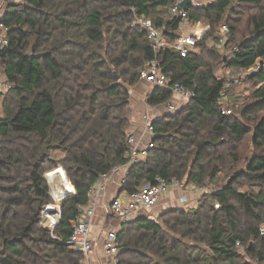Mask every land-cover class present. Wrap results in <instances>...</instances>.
Segmentation results:
<instances>
[{
    "label": "trees",
    "instance_id": "obj_1",
    "mask_svg": "<svg viewBox=\"0 0 264 264\" xmlns=\"http://www.w3.org/2000/svg\"><path fill=\"white\" fill-rule=\"evenodd\" d=\"M238 1L244 7L238 12L230 0L189 8L188 19L209 31L187 58L170 50L158 56L168 86L179 83L195 96L154 122L155 148L130 168L120 192L131 195L156 178L204 186L220 173L224 153L237 165L247 138L253 154L220 191L202 194L197 208L172 209L158 221L149 212L121 225L117 264H264V76L242 81L249 95L237 106L232 80L215 75L220 63L239 71L264 59L263 0ZM172 3L27 0L7 8L2 21L9 45L0 59L13 88L3 96L0 117V264L80 263L66 244L77 205L89 203L87 191L101 174L126 163L129 89L153 58L145 32L130 23L139 16L154 26L168 24ZM245 18L250 31L237 40ZM222 25L227 48L237 46L232 60L215 47ZM167 27L174 37L178 24ZM221 91L229 96L230 116L220 113ZM170 98L169 90L154 89L145 102L155 106ZM59 168L75 193L65 199L51 234L41 227L51 205L45 174ZM65 175L55 170L46 179L64 192L70 188Z\"/></svg>",
    "mask_w": 264,
    "mask_h": 264
},
{
    "label": "built area",
    "instance_id": "obj_2",
    "mask_svg": "<svg viewBox=\"0 0 264 264\" xmlns=\"http://www.w3.org/2000/svg\"><path fill=\"white\" fill-rule=\"evenodd\" d=\"M27 0H0V54L5 50L9 41L7 33L9 29L2 21L7 8L13 4H22ZM184 0H173L166 10V21L169 23L176 22L178 28L174 37H169L171 33L167 27V23L154 26L150 21L143 17L135 16L130 23V27H138L145 32L149 46L153 52V58L148 61L139 74V80L148 86V94L154 89H167L171 93V98L159 105H148V111L141 114L139 118L140 132L135 135L129 133L126 137V163L114 167L110 172L101 174L87 191L89 203L87 205H77V213L73 222V231L66 244L81 256L79 264H91V257L94 254V240L91 235L92 219L100 202L106 198L107 186L115 176H119L118 187L119 192L116 196L106 204H103L102 211L104 218L114 217L118 222V226L128 224L136 217L152 211L172 189L182 192L178 199V203L185 208L188 203L187 191H194L199 196L207 192L204 186H186L184 182L177 180L166 181L162 178H156L153 184L146 183L138 187L135 193L129 195L120 192V188L126 181L130 168L144 161L155 148L154 139L157 137L154 122L167 115H173L183 107H185L195 96V93L179 83L168 86V78L164 73L158 56L164 50H170L179 55L180 58H187L195 52L198 42L209 31V27L199 22H193L188 19L187 10L189 8L204 9L210 7L215 0H190L187 8L184 10L180 4ZM206 29V30H204ZM229 41L228 28L222 25L219 28V36L216 38L215 47L218 52L225 56L228 60H232L237 46L227 48ZM253 75L264 76V59H258L252 66L247 69L239 70L237 76L233 77V87H243L242 81ZM264 84V81L260 85ZM13 88V84L5 79L4 67L0 59V96H3ZM249 95V90L244 92H235L234 97L238 99L237 106L243 99ZM177 99V102H174ZM229 96L225 91L219 94L218 104L221 107L222 116H230L232 111L228 109ZM158 117L156 119L155 117ZM48 181V180H47ZM71 187V186H70ZM70 190V188L68 189ZM67 191V190H66ZM65 192V191H64ZM64 192L61 194L63 197ZM75 193V191H74ZM73 193V194H74ZM72 195V194H71ZM70 196V195H69ZM264 233V230H262ZM236 247L240 249L239 243ZM120 253V242L117 236V230L109 228L103 231V239L101 245L102 262L100 264H117V256Z\"/></svg>",
    "mask_w": 264,
    "mask_h": 264
},
{
    "label": "rangeland",
    "instance_id": "obj_3",
    "mask_svg": "<svg viewBox=\"0 0 264 264\" xmlns=\"http://www.w3.org/2000/svg\"><path fill=\"white\" fill-rule=\"evenodd\" d=\"M230 1H231V8L234 12H238V11L242 10V8H244V7H241L239 5L238 0H230ZM262 6L264 8V0L262 2ZM246 8L250 9L249 10L250 11L249 16H252V14H254L255 10L252 9V6H249ZM246 20H247V18L244 19L243 23L239 27V30H238L239 37L237 38V40H240L241 38H243V36H246L247 33L250 31L249 29H247V27L245 25ZM247 37H249V35ZM216 68L217 69L215 71V75L218 78L225 77L227 79H232L233 77L237 76L239 73V71L236 68L231 67V68L227 69L224 67V65L222 63L217 64ZM138 85L142 86L143 84L141 85V84L137 83L136 86L129 89L130 101L133 97L135 90H137ZM144 86L145 85H143V91H144ZM247 90H249V89H247ZM236 92L237 93L244 92V87H236ZM3 100L4 99H2V103H3ZM247 103H250V101H248ZM1 110H2V116H3V109H1ZM252 154H253V148H252V145L250 143V138H247L239 146L238 153H237L239 161H238L237 165H233V162L228 157L227 153H224L225 164L220 166V173L216 176V178L213 181H210L209 179L205 180L204 187L206 188L207 192L213 193V192L220 191L225 186V184L227 183L228 177H230L231 173L233 172L232 170L233 169L236 170L239 167L243 168L245 163L251 157ZM57 157L59 158L60 154H56L55 158H57ZM55 170H60L65 175V173L62 169L59 168V169H55ZM55 170H52V171L46 173L45 175H47V174H49ZM65 177H66V175H65ZM66 179L68 181V184L70 186H72L67 177H66ZM45 180H46V183L49 187L51 205L45 207V209L43 210V212L41 214V227L43 229L49 231L52 234L56 228V225L58 224V221L60 220L61 209L63 207L65 199L68 196L65 198H63L61 196L64 188H60V186L58 185L57 182H55V181L49 182V181H47V179H45ZM197 202H198V199L192 205L193 209L197 208V205H198ZM179 208H182V207L178 206L176 204L171 205V206H166V207L165 206L159 207V208L157 206L151 211L150 217L153 218L154 220L158 221V217L161 214H165L169 210L179 209ZM185 209H192V208L185 207ZM111 219H115V218L111 217ZM118 229H119V226H118V228H116V230H118ZM262 230H264V228ZM252 264H256V263H252Z\"/></svg>",
    "mask_w": 264,
    "mask_h": 264
},
{
    "label": "crops",
    "instance_id": "obj_4",
    "mask_svg": "<svg viewBox=\"0 0 264 264\" xmlns=\"http://www.w3.org/2000/svg\"><path fill=\"white\" fill-rule=\"evenodd\" d=\"M139 84L145 85L144 91H143V85L142 86L138 85L137 90H135L131 101L129 100V108H128V116L130 119V126H131L129 133H134L135 135L139 134L140 132L139 118L141 114L146 113L148 111V105L145 102L146 96L148 95V86L142 82H139ZM2 99L3 98L0 96V117H2V110H1ZM177 101H178L177 99H174V102ZM155 118L158 119V117ZM118 179L119 176H115L112 182L108 184L106 198L104 201L100 202L98 208L95 211L94 218L92 219L91 235H92V239L94 240L95 247H94V254L90 260L91 264H100L103 261L101 256L103 231L106 230V228L107 229L118 228V222L116 221V219H111V217L105 219L102 211L103 204H106L107 202L111 201L119 192ZM181 195L182 192L172 189L167 195H165L160 200V202L157 205L158 208L164 206L165 207L171 206L175 204L180 206V204L178 203V199ZM186 195H187L188 203L186 204L185 207L193 208L192 205L196 202V200L200 196L194 191H187Z\"/></svg>",
    "mask_w": 264,
    "mask_h": 264
},
{
    "label": "water",
    "instance_id": "obj_5",
    "mask_svg": "<svg viewBox=\"0 0 264 264\" xmlns=\"http://www.w3.org/2000/svg\"><path fill=\"white\" fill-rule=\"evenodd\" d=\"M189 2H190V0H184L181 4H180V7L182 8V9H186L187 8V5L189 4ZM45 179H46V175H45ZM74 193V189H73V187L71 186L70 187V190H67V191H65L64 192V194H63V198H65V197H67V196H69V195H71V194H73Z\"/></svg>",
    "mask_w": 264,
    "mask_h": 264
}]
</instances>
